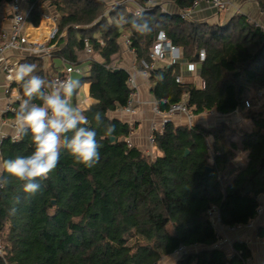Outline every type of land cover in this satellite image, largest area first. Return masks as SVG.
I'll return each mask as SVG.
<instances>
[{
    "label": "trees",
    "instance_id": "obj_1",
    "mask_svg": "<svg viewBox=\"0 0 264 264\" xmlns=\"http://www.w3.org/2000/svg\"><path fill=\"white\" fill-rule=\"evenodd\" d=\"M109 1L30 0L28 22L39 26L42 14L52 7L59 31L66 32L54 58L77 64V50L84 49L86 38L102 57L103 62L90 60L87 75L80 79L81 84L90 83L95 99L82 112L90 121L100 112L105 125H115V140L104 136L103 127L97 129L100 159L92 168L76 164L63 152L35 195L24 193L15 182L0 188L4 246L0 264H160L181 246L188 252L174 264H249L253 253L247 243L236 241L234 252L228 254L207 214L216 207L224 227L246 225L256 218L264 194V108L246 112L254 127L243 133L241 149L247 157L243 167L231 168L240 146L229 141L231 128L225 122L207 127L169 120L155 134L159 154L153 157L130 143L129 123L109 116L125 107L131 95L128 71L111 63L127 33L142 69L141 60H149L157 33L164 31L187 61H196L201 50L206 58L200 71L203 87L177 83L178 64L149 72L161 110L187 99L196 115L213 109L228 115L243 110L246 83L264 89V26L242 12H234L225 23L212 24L164 12L161 4H155L144 12L154 30L141 35L131 24L118 23L121 17L132 18L131 6L106 14ZM146 1L137 0L141 5ZM169 1L183 10L195 0ZM255 1L264 13V0ZM23 62L36 64L35 74L52 80L43 70V58L27 56ZM19 89L23 96L20 84ZM15 112L6 116L15 119ZM32 147L28 136L20 141L6 137L0 144L1 161L29 154ZM256 234L264 239V213ZM129 235L136 237L131 244Z\"/></svg>",
    "mask_w": 264,
    "mask_h": 264
},
{
    "label": "clouds",
    "instance_id": "obj_2",
    "mask_svg": "<svg viewBox=\"0 0 264 264\" xmlns=\"http://www.w3.org/2000/svg\"><path fill=\"white\" fill-rule=\"evenodd\" d=\"M136 7L140 10L131 19L121 17L119 25L131 24L141 35L151 33L155 26L145 18V10L139 5ZM36 70L34 63H21L12 77L23 90V98L15 112L13 140L30 137L32 151L0 162V185L15 182L29 195L41 191L42 181L57 168L63 152H67L76 164L94 167L99 162L101 148L97 129L103 127L105 137H112L115 132V125H105L100 112L94 113L90 121L72 102L81 86L80 80H46L35 74ZM93 121L96 127H92Z\"/></svg>",
    "mask_w": 264,
    "mask_h": 264
},
{
    "label": "built area",
    "instance_id": "obj_3",
    "mask_svg": "<svg viewBox=\"0 0 264 264\" xmlns=\"http://www.w3.org/2000/svg\"><path fill=\"white\" fill-rule=\"evenodd\" d=\"M22 1L23 0H10L9 3L12 9L11 27L9 31H5L2 33L0 41V71L5 76V80L7 82V92L14 87V84H18L12 77L14 75L15 68L20 64V58H18V56L12 57V55H10L11 53H17L23 56H37L43 59L51 58L53 57V52L57 49L59 40L66 34L65 31H59L57 13H43L41 17L42 19L47 17L52 19V28L46 40H31L28 34L26 33V25L28 15L32 10L33 5H30L28 7V10L24 11L22 8ZM239 2L240 0H195L192 6L180 10L179 13L180 16L184 19H192L193 14L204 5L213 8L217 15L228 11L240 13L241 8L239 7V5H237L239 4ZM155 4H157L156 0H152L151 3H149V0H147L144 5L139 4L137 0H131V2H129V0H113L109 5V9L106 11V14L111 13L113 10H116L119 6L123 5H128L136 8L135 10H133L135 13L136 11L140 10V8L136 7V5H139L145 11H147L151 8V6ZM161 8L164 12L168 11L163 7L162 4ZM84 42L85 52L87 54H93L94 50L91 45L90 39L86 38ZM121 44L129 53L135 56V51L131 46L130 36H123ZM205 58V51L201 50L198 54V59L196 61H187L183 57L181 47L174 44L170 39H168L164 31H159L150 48L149 60H141V70L143 74L148 77L149 72L151 70L157 69V62H162L163 64H165V66L168 67L178 64L180 66V73L176 75L175 81L177 83H183L184 72L193 75L200 74L201 66ZM65 63H67V66L65 67L64 71L60 74H56L53 79H68L71 78V75L73 73L84 74V70H82V68L77 66L76 64L68 63L67 61H65ZM135 67H137V62H135V64L133 63L132 68L127 70L129 73L128 85L131 89V95L128 104L123 107V110L129 115H135L137 113V107L140 103L141 96L140 84L132 72V69H135ZM22 98L23 96L21 93H17L11 96L5 108L3 109V113L15 112V104L20 103V100ZM245 103L246 105H248V107L250 106V102L248 100H246ZM152 111L155 116L159 117V120L153 121L150 126V133L147 138L149 146L146 150H144V152L148 155L154 154L153 149L155 147V134L164 130L166 123L169 120H173V118H175L176 116H182L183 118H185L189 126L195 125L194 122L196 114H194L192 109L188 106L187 99L171 104L167 110H161L159 102L155 99L154 101H152ZM213 112H215L214 109L207 111L206 113L208 115H212ZM11 126L15 130V120L11 123ZM14 134L11 136L12 140ZM2 186L3 185H0V188ZM263 213L264 206H261L258 209V214L255 219L250 220L246 225H236L232 227H224L221 224L220 215L216 207L211 208L208 211L207 215L213 221L214 225L217 226L219 232H237L244 228L246 230L256 231L258 220L262 217ZM255 237L258 242L264 245V239L258 237L257 234ZM176 252L177 254L182 256L188 252V249L185 246H181ZM3 254L4 246L0 237V255ZM261 264H264V262H262Z\"/></svg>",
    "mask_w": 264,
    "mask_h": 264
},
{
    "label": "crops",
    "instance_id": "obj_4",
    "mask_svg": "<svg viewBox=\"0 0 264 264\" xmlns=\"http://www.w3.org/2000/svg\"><path fill=\"white\" fill-rule=\"evenodd\" d=\"M9 2L10 1L0 3V41H1L2 33L5 31H9L11 27L12 9L10 7ZM30 5H31L30 0L22 1V8L24 11H27ZM170 5H173V4L170 2ZM238 5L240 6L242 13H245L246 15H249L251 13L253 15V18H256L255 19L256 22L262 23L264 25V14L257 6V3L243 2L241 4L239 2ZM255 5H256V8H255ZM168 7H169V4H168ZM49 9L50 11L48 13L50 14L55 13L52 7H50ZM179 11L180 10L178 9V11H175V12H179ZM230 12H233V11H230ZM220 15H217L213 8L204 5L193 14L192 19L197 20V21H203V22H209L212 24H216L221 21ZM250 18L252 19V16ZM52 25H53L52 19L48 17L41 19L39 26H34L32 23L27 21L26 33L28 34L30 39L33 41L46 40L52 28ZM125 35L128 36L127 33L123 34V36ZM123 36L120 39V45H121L120 52L115 54L112 57L111 66L116 69L129 70L130 68H132L133 63L135 64V62L137 61L135 59V56L129 53L122 46L121 43H122ZM10 55H12V57L18 56V58H20V64L24 63L23 60L27 57V56L19 55L17 53H11ZM77 55H78V63L76 65L81 67L82 70H84V74L73 73L71 75V78H75L78 80L82 79L83 76L87 75V72L90 69V66H89L90 60H96V61L103 62L102 57L98 53L87 54L84 49L77 50ZM66 66H67V63H65L63 59L58 58V57H55V58L51 57V58L43 59V70L45 71V73H47V75L50 76L51 79H53L56 74L62 73ZM157 66H158L157 68H162L165 66V64H163L162 62H157ZM132 72L137 78L140 84V88H141L140 103L138 104V107H137V113L135 115H129L123 110V108H119L118 110L114 112H110L109 116L117 117L121 119L122 121L129 123L130 126L133 128L130 134V137H129L130 143L137 146L141 150H146L149 146L147 138L150 133L151 123L153 121L159 120V117L155 116L152 111V101L155 100V97L152 93L153 83L149 79V76L148 77L145 76L142 70L138 68V64H137V67H135V69H132ZM198 76H200V74L193 75V74H189L185 72L183 74V78L185 82L193 83L197 87H203L202 79H201V82L198 83ZM85 84H87V88L85 90L86 95L84 96V98L80 99L78 96V92ZM6 85H7V82L5 80V76L0 71V144L4 138L11 137L15 133V130L11 126V123L15 119L10 118L9 116H6V113H3V109L5 108L11 96L17 93H20L19 83L14 84V87L8 92L6 91ZM72 102L77 107H79L81 111L86 110L87 108H89L90 105L95 103V99L92 98L90 95V83L89 82H84L81 84L76 95L72 98ZM18 104L19 103H17V105ZM17 105L15 104V107ZM229 115L231 114L222 115V114L217 113L216 111L213 112L212 115H208L205 112L203 114L196 115L194 123L205 125L207 127H214V125L209 123L210 121H212V119L214 120L215 118H217L218 120V117H219L220 120L218 121L216 120L217 121L216 124H220L223 121H225V117ZM182 119L185 120V118L183 117ZM184 120L180 121V123H177V124L184 123V125H186L187 121L186 120L184 121ZM208 124H210V126H208ZM229 141H230V138H229ZM231 141L237 142L234 140H231ZM241 141L237 142L238 145L240 146V149L236 152L237 153L236 160H242L243 158H245V163H243L245 166L247 157H246V153L241 149ZM153 152L155 156L159 154L158 150L155 147L153 149ZM0 162H2L1 157H0ZM259 200L262 203V206H264V194H262L259 197ZM219 234H220L219 244L221 245L224 244L225 248L230 251V254L234 252V249H233L234 243L236 241H243L247 243V245L251 248L252 253H253V256L249 264H261L262 262H264V245L256 240L255 230H246L244 228L237 232L225 231V232H219ZM180 257L181 256L177 254V252H175L174 254L170 256L164 257L162 260L169 262V264H174Z\"/></svg>",
    "mask_w": 264,
    "mask_h": 264
},
{
    "label": "rangeland",
    "instance_id": "obj_5",
    "mask_svg": "<svg viewBox=\"0 0 264 264\" xmlns=\"http://www.w3.org/2000/svg\"><path fill=\"white\" fill-rule=\"evenodd\" d=\"M112 1L113 0H110L109 2L111 3ZM243 2H248V3H250V2L254 3L255 2L256 3L255 0H240L241 4ZM156 3L164 5L163 7L166 10H168V12L174 13L175 11H178V8L175 5H170L169 0H156ZM168 4H169V7H168ZM255 8H256V5H255ZM135 9L136 8L133 7L131 10L133 11ZM233 14L234 13L230 12V11L226 12V13L225 12L221 13V15H220L221 21L219 23L222 24L221 22H224L225 20L229 19L231 16H233ZM249 15H250V17L252 16V20L255 21L256 18H253V15L251 13ZM256 23L259 24L258 22H256ZM260 24H262V23H260ZM95 36L99 37V33H96ZM200 82H201V77L198 76V83H200ZM86 88H87V84H85L79 90L78 96L80 99L84 98V96L86 95V92H85ZM242 100L244 102L243 110L235 112V113L225 117V121H223V122L227 123L229 125V127L231 128V131L229 133L230 141L234 140V141L240 142L241 139L243 138V133L244 132H250L253 129V127H254L253 121L251 119L246 118V112H248L249 110L259 111V110L264 108V89L258 83H255V82L246 83V92L244 93ZM246 100H248L250 102L249 107L245 103ZM173 120H175L174 121L175 123H180V121H182L184 119H182V116H178V117L173 118ZM216 120H217V118H215L214 120L212 119V121H210L209 123L216 126L217 125L216 122L218 120H220L219 117H218V120L217 121ZM210 124H208V126H210ZM152 156L154 157L155 155L153 154ZM243 163H245V158H243L242 160H234L231 163V168H234L235 166L242 167V166H244ZM135 239H136V237L134 235L128 236V240H129L130 244L132 242H134ZM227 252H228V254H230L229 250H227ZM160 264H169V262L163 261Z\"/></svg>",
    "mask_w": 264,
    "mask_h": 264
},
{
    "label": "water",
    "instance_id": "obj_6",
    "mask_svg": "<svg viewBox=\"0 0 264 264\" xmlns=\"http://www.w3.org/2000/svg\"><path fill=\"white\" fill-rule=\"evenodd\" d=\"M111 140H112V141H114V140H115V138H114V137H111ZM187 153H188V152H187ZM207 169H208V170H211V167H210V166H208V167H207Z\"/></svg>",
    "mask_w": 264,
    "mask_h": 264
}]
</instances>
